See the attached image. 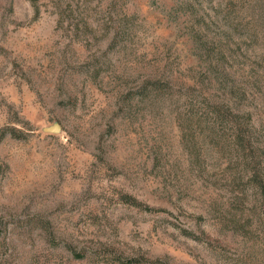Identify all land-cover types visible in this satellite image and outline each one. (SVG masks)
<instances>
[{
	"label": "rangeland",
	"instance_id": "rangeland-1",
	"mask_svg": "<svg viewBox=\"0 0 264 264\" xmlns=\"http://www.w3.org/2000/svg\"><path fill=\"white\" fill-rule=\"evenodd\" d=\"M253 69L264 161V0H0V264H264V184L199 102Z\"/></svg>",
	"mask_w": 264,
	"mask_h": 264
},
{
	"label": "trees",
	"instance_id": "trees-1",
	"mask_svg": "<svg viewBox=\"0 0 264 264\" xmlns=\"http://www.w3.org/2000/svg\"><path fill=\"white\" fill-rule=\"evenodd\" d=\"M256 72L257 69H253V72L247 75L241 73L234 76L237 71L234 73L227 71L226 75L222 74V81H220L224 85L223 90L226 93L225 96L221 97L222 100H211L202 95L199 102L207 118L219 127H227L231 130L238 159L244 166L243 171L246 174L251 173V180H256L257 185L252 184V187L259 194L264 184V161L257 159L254 154L260 148L259 143L254 145L255 139L260 141L259 130L255 127L250 112L246 109L242 110L239 105L242 99L247 98L249 90L262 87L263 78ZM200 94L202 93L200 92ZM192 97L199 99L197 95ZM188 102L192 103V100Z\"/></svg>",
	"mask_w": 264,
	"mask_h": 264
},
{
	"label": "water",
	"instance_id": "water-1",
	"mask_svg": "<svg viewBox=\"0 0 264 264\" xmlns=\"http://www.w3.org/2000/svg\"><path fill=\"white\" fill-rule=\"evenodd\" d=\"M46 132H59L61 130V125L58 122H54L53 124L46 126L43 128Z\"/></svg>",
	"mask_w": 264,
	"mask_h": 264
}]
</instances>
